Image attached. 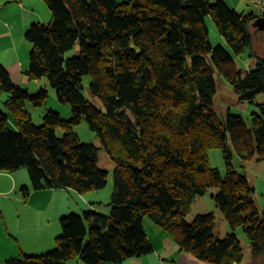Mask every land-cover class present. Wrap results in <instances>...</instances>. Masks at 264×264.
I'll use <instances>...</instances> for the list:
<instances>
[{"label":"trees","instance_id":"16d2710c","mask_svg":"<svg viewBox=\"0 0 264 264\" xmlns=\"http://www.w3.org/2000/svg\"><path fill=\"white\" fill-rule=\"evenodd\" d=\"M48 25L25 33L32 48L31 81L48 78L58 99L71 107L65 121L50 111L40 126L26 109L45 104L47 92L32 96L12 82L0 64V173L28 172L32 191L74 190L80 195L107 186L109 173L98 166L104 149L114 164L111 214L97 211L61 218L55 247L43 254H20L3 264H118L153 252L144 220L161 227L182 252L207 264L244 259L235 233L216 238V215L187 221L193 202L208 190L234 231L242 227L253 255L264 253V210L255 188L234 168L264 161V102L251 123L241 116L220 119L214 112L215 74L223 76L241 102L264 95V58L253 48L251 27L264 13H242L210 0H43ZM211 17L236 56L249 51L256 68L244 72L223 46L213 47ZM74 47L76 56L66 54ZM97 108L82 93L84 76ZM85 119L102 143H81L74 127ZM62 131V135L58 134ZM220 149L222 177L210 166L207 150Z\"/></svg>","mask_w":264,"mask_h":264},{"label":"rangeland","instance_id":"374dc122","mask_svg":"<svg viewBox=\"0 0 264 264\" xmlns=\"http://www.w3.org/2000/svg\"><path fill=\"white\" fill-rule=\"evenodd\" d=\"M127 1L128 0H117V3L122 4ZM217 1L218 0L212 3H216ZM249 1L250 3L247 5L249 8L246 13L255 12L258 16H261L259 6L254 4L252 0ZM229 7L232 8V6ZM206 24L210 34V42L213 47L223 46L235 60L237 67L244 72L256 68L257 62L254 58L250 57L249 51H246L240 56H236L232 52V50L225 44L223 37L218 33L216 25L211 17L206 19ZM250 31L253 37V48L255 52L260 57L264 58V32L252 27ZM77 54L78 48L74 47L66 54V57L70 58L76 56ZM215 79L217 84V93L214 98V112L217 117L225 119L229 114L233 116H241L247 124H250L252 114L259 111L258 103L264 102V95H259L255 99L254 103L241 102L239 100V96L234 92L233 88L227 83L222 75L216 73ZM90 83V76H84L82 81L84 89L82 90V93L97 108L103 110L102 103L98 99L93 98L89 92ZM21 87L26 89L32 96L38 95L42 89L47 92V99L44 105L35 107L30 101H27L25 104L26 109L30 113L35 125H42L43 117L50 111L58 113L65 121H68L71 118L70 105L63 104L59 101L57 90L52 87L48 78L43 77L35 82H32V84L28 87L27 85H21ZM2 101L5 102L6 100ZM2 101H0V109L6 111L4 102ZM74 132L79 136L81 143L94 144L97 147L102 148L100 139L90 130L85 119L81 124L74 127ZM58 134L62 135V131H58ZM207 156L210 166L214 169H218L222 177H225L226 166L223 152L220 149L212 148L207 150ZM233 165L235 171L239 175L246 176L249 182L253 185L255 188V203L260 211L264 210V161L254 160L242 163L241 160L235 156ZM98 166L109 173L107 186L102 190L90 192L85 195H80L74 190H57L52 193H39L46 195H36L33 198H30V195L29 198L25 200L21 193V188L23 187L22 184H19L16 189H13L11 181L7 177L0 175V217L2 214L11 216H15L16 214L82 215L84 213L94 212V206L102 210L103 212L100 213L103 215L111 214L112 209L110 202L114 189V164L104 149H101L99 152ZM17 172H20L18 173V176L21 180L27 177L30 181V177L25 168H22ZM28 187H31V181ZM215 193V190H208L203 196L198 197L193 202L189 212L187 213V221L191 223L199 215L214 213L216 215V227L214 230L215 237L223 238L229 233H235L240 239L244 250V259L242 264H264V253L259 256L253 255L250 242L246 237L243 228L238 227L234 231L230 228L228 222L216 207L213 199V194ZM50 194H54L52 200ZM145 220L151 222L148 218H145ZM7 244L9 246H17L14 240L7 241Z\"/></svg>","mask_w":264,"mask_h":264},{"label":"crops","instance_id":"0c3cea01","mask_svg":"<svg viewBox=\"0 0 264 264\" xmlns=\"http://www.w3.org/2000/svg\"><path fill=\"white\" fill-rule=\"evenodd\" d=\"M218 1H223L228 6H232L234 10L242 13H246L249 8L247 5L250 3L249 0ZM50 19V10L43 0H0V64L8 71L12 82L20 87L21 85L28 87L32 82H35L26 75L32 46L26 40L25 33L33 24L48 25ZM6 99L7 96L0 94V101ZM18 173L20 172L14 174L0 173V175L11 181L13 189H16L19 184L29 186V179L26 177L21 180ZM54 191L57 190L32 191L30 198L36 195H46L39 193H52ZM53 195L50 194L51 200ZM96 208L94 206L95 211L103 212L98 208L96 210ZM66 215L68 214H16L15 216L2 214L0 217V264L21 253L37 255L52 250L55 246L56 237L62 232L60 220ZM143 225L153 246V252L118 264H207L189 253L182 252L161 227L148 220H144ZM10 240H14L17 246H9L7 241ZM242 261L232 264H242ZM66 264L85 263L74 258Z\"/></svg>","mask_w":264,"mask_h":264},{"label":"water","instance_id":"95a60500","mask_svg":"<svg viewBox=\"0 0 264 264\" xmlns=\"http://www.w3.org/2000/svg\"><path fill=\"white\" fill-rule=\"evenodd\" d=\"M252 27L256 28L259 31L264 32V17L258 18L252 25Z\"/></svg>","mask_w":264,"mask_h":264},{"label":"built area","instance_id":"2783aa9c","mask_svg":"<svg viewBox=\"0 0 264 264\" xmlns=\"http://www.w3.org/2000/svg\"><path fill=\"white\" fill-rule=\"evenodd\" d=\"M252 2L259 6L261 14L264 13V1L263 0H252Z\"/></svg>","mask_w":264,"mask_h":264}]
</instances>
